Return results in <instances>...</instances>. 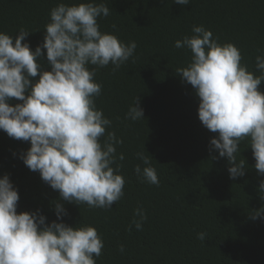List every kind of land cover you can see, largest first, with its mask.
<instances>
[{
	"label": "trees",
	"instance_id": "obj_1",
	"mask_svg": "<svg viewBox=\"0 0 264 264\" xmlns=\"http://www.w3.org/2000/svg\"><path fill=\"white\" fill-rule=\"evenodd\" d=\"M60 2L69 0H0V31L13 39L20 28L30 31L22 43L34 50L43 41L50 9ZM95 2L110 9L108 17L98 18L100 30L137 45L134 56L118 70L110 64L98 68L94 77L101 84L96 106L112 122L101 142L107 132L122 141L115 147L124 156L117 160L124 195L108 209L60 200L67 213L63 221L97 229L104 243L97 264H264V220L250 215L264 205L258 194L264 177L245 143L237 153V160L246 161L245 174L235 179L227 171V158L210 151V138L217 134L202 125L198 97L175 72L187 63L190 52L174 47L175 40L191 35L193 25H203L218 42L237 46L241 63L255 71V57L264 53V0ZM40 59L50 70L46 55ZM259 88L264 91V81ZM138 97L144 116L131 120L128 110ZM8 103L20 101L12 98ZM29 147L30 142L0 130V176L7 174L18 191V213L39 209L48 223L57 219L52 201L59 193L20 159ZM138 152L152 157L159 185L137 176L135 166L144 167ZM137 208L147 217L142 230L132 224ZM201 232L207 233L204 241L197 237Z\"/></svg>",
	"mask_w": 264,
	"mask_h": 264
},
{
	"label": "clouds",
	"instance_id": "obj_2",
	"mask_svg": "<svg viewBox=\"0 0 264 264\" xmlns=\"http://www.w3.org/2000/svg\"><path fill=\"white\" fill-rule=\"evenodd\" d=\"M173 2L188 5L190 0ZM109 15L107 4L95 0L57 3L44 25L43 41L34 50L22 43L30 31L20 28L14 39L0 31V130L30 142L20 159L59 193L52 201L57 219L46 223L39 209L17 212L18 191L7 174L0 176V264H97L102 254L104 243L97 229L81 221L66 224L60 200L108 209L124 195L122 165L117 163L124 156L115 147L122 141L107 132L101 142L112 122L96 106L101 84L94 77L98 68L110 64L118 70L134 56L137 45L100 30L98 18ZM174 47L190 52L187 63L175 72L198 97L202 125L217 134L210 138V151L227 158V171L235 179L245 174V159L237 160L245 143L252 150L255 169L264 177V91L259 88L264 81V53L255 57V71L249 70L241 63L237 46L218 42L203 25H193L191 35L175 40ZM45 55L50 70L41 62ZM12 98L20 103L9 104ZM143 116L138 97L128 118ZM136 155L144 165L135 166L137 176L159 185L151 156ZM258 194L264 200V178ZM250 215L264 220V205ZM146 219L142 208L134 210L136 229L142 230ZM206 236L197 234L201 241Z\"/></svg>",
	"mask_w": 264,
	"mask_h": 264
}]
</instances>
